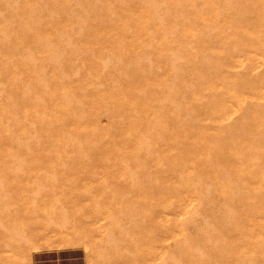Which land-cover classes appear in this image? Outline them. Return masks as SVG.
I'll use <instances>...</instances> for the list:
<instances>
[{"label":"rangeland","instance_id":"1","mask_svg":"<svg viewBox=\"0 0 264 264\" xmlns=\"http://www.w3.org/2000/svg\"><path fill=\"white\" fill-rule=\"evenodd\" d=\"M0 241L264 264V0H0Z\"/></svg>","mask_w":264,"mask_h":264},{"label":"bare ground","instance_id":"2","mask_svg":"<svg viewBox=\"0 0 264 264\" xmlns=\"http://www.w3.org/2000/svg\"><path fill=\"white\" fill-rule=\"evenodd\" d=\"M6 244V243H5ZM4 247V242L2 243L1 241H0V263H1V258H2V255H3V253H2V248ZM8 249V248H7ZM5 254H7V253H5Z\"/></svg>","mask_w":264,"mask_h":264}]
</instances>
